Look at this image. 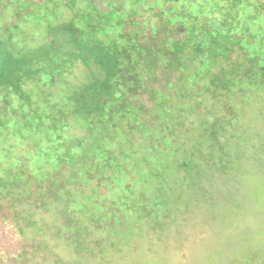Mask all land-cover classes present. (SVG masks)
<instances>
[{
	"label": "rangeland",
	"instance_id": "obj_1",
	"mask_svg": "<svg viewBox=\"0 0 264 264\" xmlns=\"http://www.w3.org/2000/svg\"><path fill=\"white\" fill-rule=\"evenodd\" d=\"M0 45V264H264V0H0Z\"/></svg>",
	"mask_w": 264,
	"mask_h": 264
},
{
	"label": "trees",
	"instance_id": "obj_2",
	"mask_svg": "<svg viewBox=\"0 0 264 264\" xmlns=\"http://www.w3.org/2000/svg\"><path fill=\"white\" fill-rule=\"evenodd\" d=\"M0 46H1V45H0ZM76 47H77L76 50H77V51H80L79 46H76ZM0 68H1V65H0ZM13 69H16V64H14V63H13ZM16 71H18V70H16ZM3 81H6V80H3ZM77 103H78V102H77ZM82 104H83V101L81 102V105H82ZM78 106H80V103L77 104V107H78Z\"/></svg>",
	"mask_w": 264,
	"mask_h": 264
},
{
	"label": "water",
	"instance_id": "obj_3",
	"mask_svg": "<svg viewBox=\"0 0 264 264\" xmlns=\"http://www.w3.org/2000/svg\"><path fill=\"white\" fill-rule=\"evenodd\" d=\"M180 32L183 33V30H181Z\"/></svg>",
	"mask_w": 264,
	"mask_h": 264
}]
</instances>
